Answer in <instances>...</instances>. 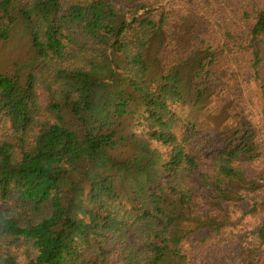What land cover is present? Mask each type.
Listing matches in <instances>:
<instances>
[{
	"label": "trees",
	"instance_id": "trees-1",
	"mask_svg": "<svg viewBox=\"0 0 264 264\" xmlns=\"http://www.w3.org/2000/svg\"><path fill=\"white\" fill-rule=\"evenodd\" d=\"M263 63L264 0H0V264H193L187 241L230 242L201 201H249L239 264H264V124L239 104L250 73L264 112ZM222 80L218 148L177 106L219 111Z\"/></svg>",
	"mask_w": 264,
	"mask_h": 264
},
{
	"label": "rangeland",
	"instance_id": "rangeland-1",
	"mask_svg": "<svg viewBox=\"0 0 264 264\" xmlns=\"http://www.w3.org/2000/svg\"><path fill=\"white\" fill-rule=\"evenodd\" d=\"M245 67V65H244ZM240 67L238 74H240L242 77L245 72V68ZM261 72L264 75V63L261 65ZM250 73L246 74V78L241 80V86H240V95H239V104L240 108L242 106V113L245 115L251 122L256 123L255 125H262L264 124V112L262 111V100L259 99V92L257 86L252 82V80L249 79ZM247 83L245 82L246 80ZM223 84V80L220 83L212 84V94H210L209 97V104L210 105H218L221 109L219 111H213L210 114L209 109H202L197 111L196 113L193 110V105L190 103H182L177 106V110L179 112H183L186 117H188L191 121H197L199 123V128L204 135V137L211 143H214V145L218 148H221L224 144V135L221 133L219 134L220 129L216 128V123L212 124L211 122V116L218 115L220 118L221 116H225V114L230 113L227 109L228 105L230 104V98L229 95L225 94V96L220 97L215 91L217 92L220 90L221 85ZM227 93V92H226ZM219 101V102H218ZM188 102V101H187ZM263 113V114H262ZM228 115H226L224 118H221V121L223 120L226 124H231V121H227ZM220 123L219 121L217 122ZM128 129V128H127ZM138 136H140V132H137ZM152 150L156 149V152L158 156H161L164 151V147L159 144H153ZM156 154V153H155ZM136 156H133V154L128 153V155L125 154V157L127 158H138V163L142 161L140 157H138V154H135ZM131 163V161H128ZM249 201L241 202L237 204H224L222 208L217 209H210L208 207V204H203V201H201L202 208L206 210V212L211 213L213 216H216L218 214H228L231 219V226H229V230L231 232L228 233L230 242H226L223 245H218V249H214L213 245H204L203 243L198 242V239H191L190 241H187L186 243V249L188 253H190L191 259L194 262L193 264H219L217 263L218 256L221 260H224L223 264H239L241 263L242 254L244 251L249 247L252 239L255 237L251 235V231L258 229L259 224L263 220L262 215H247L246 217L241 218V214L246 211V209L249 206ZM234 222L238 229H236L238 236L241 237L242 235H247V238L244 239V241H239L238 238L236 239L234 236ZM245 237V236H244ZM220 247H223L224 249H220ZM236 250V251H235ZM238 252V254H236ZM235 256V258H234ZM237 256V257H236Z\"/></svg>",
	"mask_w": 264,
	"mask_h": 264
}]
</instances>
